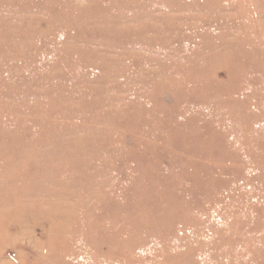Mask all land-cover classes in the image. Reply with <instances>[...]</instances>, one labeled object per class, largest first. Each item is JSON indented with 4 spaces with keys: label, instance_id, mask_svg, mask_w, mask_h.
Instances as JSON below:
<instances>
[{
    "label": "rangeland",
    "instance_id": "374dc122",
    "mask_svg": "<svg viewBox=\"0 0 264 264\" xmlns=\"http://www.w3.org/2000/svg\"><path fill=\"white\" fill-rule=\"evenodd\" d=\"M0 264H264V0H0Z\"/></svg>",
    "mask_w": 264,
    "mask_h": 264
}]
</instances>
